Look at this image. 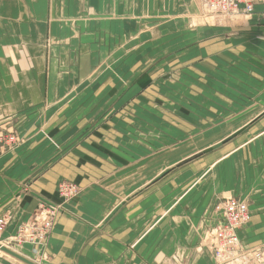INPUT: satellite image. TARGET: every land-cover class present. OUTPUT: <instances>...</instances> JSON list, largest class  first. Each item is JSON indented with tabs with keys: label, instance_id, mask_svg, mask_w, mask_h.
I'll list each match as a JSON object with an SVG mask.
<instances>
[{
	"label": "crops",
	"instance_id": "1",
	"mask_svg": "<svg viewBox=\"0 0 264 264\" xmlns=\"http://www.w3.org/2000/svg\"><path fill=\"white\" fill-rule=\"evenodd\" d=\"M200 7L0 0V135L20 142L0 146V239L68 181L46 243L23 246L36 264H219L204 240L230 197L264 255V3L234 28L191 25Z\"/></svg>",
	"mask_w": 264,
	"mask_h": 264
},
{
	"label": "built area",
	"instance_id": "2",
	"mask_svg": "<svg viewBox=\"0 0 264 264\" xmlns=\"http://www.w3.org/2000/svg\"><path fill=\"white\" fill-rule=\"evenodd\" d=\"M256 3H264V0H200V15L202 17L204 14H209L221 18L228 17L229 19L235 16L248 17L252 14ZM206 8L207 13L205 12ZM14 139V136L11 137V141H14ZM2 140H4V135H0V142ZM57 193L61 203L55 208L44 206L45 208L41 209V211L46 210L48 212V217L46 216L47 218L41 222V225L34 226L36 225L38 215L32 217V226H30L31 229L27 231V234V226L22 227L21 225L20 228L22 229L20 230L19 228L20 231L17 230L16 236L13 237L11 243L45 244L53 227V221L58 215L57 213L61 211L62 205L77 197L80 189L73 184L58 183ZM215 210L220 214L221 221L214 227L215 234L213 235V241L211 242L212 250L210 251L213 259L217 261L222 251L225 249L233 250L234 247L240 252L238 253L239 255L245 254L248 251H254L252 249L246 250L238 236V231L249 222L250 215L247 203L244 200L230 197L217 204ZM9 221L10 217L8 216L0 218V232L4 231ZM260 253L256 251V258H258ZM239 255L236 254V256Z\"/></svg>",
	"mask_w": 264,
	"mask_h": 264
},
{
	"label": "rangeland",
	"instance_id": "3",
	"mask_svg": "<svg viewBox=\"0 0 264 264\" xmlns=\"http://www.w3.org/2000/svg\"><path fill=\"white\" fill-rule=\"evenodd\" d=\"M205 12L207 13V8L205 9ZM209 16V17H208ZM199 17H200V20H199V24H195V25H197V26H199V25H201V26H206V27H208V26H210V27H219V28H234L235 26H238V25H242L243 24V21H244V18H242V17H237V16H235V17H232L231 19H229L228 17H224V18H221V17H218V16H216V15H214V16H211V15H209V14H204L202 17H201V15H199ZM197 18V17H196ZM212 18V19H211ZM224 19V20H223ZM206 21V22H205ZM242 23V24H241ZM191 25H193L192 23H191ZM221 26H225V27H221ZM237 28V27H236ZM221 120H222V118H221ZM218 126V125H217ZM11 137H13V135H4V140H2L1 142H0V146H1V148H4L3 150H5L6 152H8V151H10V150H13V149H15V148H17L18 147V145L20 144V142L19 141H17V139H14V141H11ZM59 183H66V184H73V183H71V182H68V181H61V182H59ZM73 185H75V184H73ZM75 186H77V185H75ZM78 187V186H77ZM79 188V187H78ZM56 194H57V196H58V193H57V190H56ZM59 197V196H58ZM60 199V198H59ZM37 210H39V211H41V209L39 208V206H38V209ZM38 213V212H37ZM43 217L44 216H38L37 218H39V219H43ZM11 220V219H10ZM29 221V219L27 220V221H25L24 223H27ZM23 223V224H24ZM22 224V225H23ZM20 226H21V224L19 225V227H17V229L16 230H19V228H20ZM214 229V228H213ZM52 230V229H51ZM4 232V231H3ZM3 232H0V238H1V235H2V233ZM17 232V231H16ZM16 236V234H14L13 236H10V237H7L6 239H0V242H2V243H6V245L7 246H9V247H15V248H20L21 249V252H23L22 251V249H26V248H24V247H22V246H24V244L25 245H28L29 243H21V244H13V243H11L12 241H13V237H15ZM46 241H47V239H46ZM46 241H45V243H46ZM30 245V244H29ZM31 246H33V247H41V246H43V245H31ZM19 249V250H20ZM259 251H260V249H258ZM258 250H254V251H248V252H252L253 254H254V252L255 251H258ZM262 251V250H261ZM24 253V252H23ZM247 253V252H246ZM262 253V252H261ZM236 254L237 255H239L238 253H235V254H233V256H228V257H224L222 260L224 261V263L225 264H228V263H230V262H235L236 260L238 261V260H240V261H244V259L246 260V261H251V263L252 264H264V259H263V256H262V254H260L259 256H258V258H256L257 257V254H255V255H250L249 257L248 256H244L243 254H241V256H236ZM24 255H25V257H27L26 256V254L24 253ZM0 257H3V255L1 256L0 255ZM246 257V258H245ZM28 258V257H27ZM230 258V259H229ZM7 259V258H6ZM13 258H9V260H12ZM28 259H30V258H28ZM30 260H32V259H30ZM221 260V259H220ZM221 260V261H222ZM228 260V261H227ZM12 261H15V262H19V261H17V260H15V259H13ZM33 261V260H32ZM226 261V262H225ZM230 261V262H229ZM253 261V262H252ZM35 262V261H34ZM228 262V263H227ZM19 263H21V262H19ZM251 263H248V264H251ZM22 264V263H21ZM39 264V263H38Z\"/></svg>",
	"mask_w": 264,
	"mask_h": 264
},
{
	"label": "bare ground",
	"instance_id": "4",
	"mask_svg": "<svg viewBox=\"0 0 264 264\" xmlns=\"http://www.w3.org/2000/svg\"><path fill=\"white\" fill-rule=\"evenodd\" d=\"M199 2H200V0H199ZM199 6V5H198ZM201 8V7H200ZM200 15V14H199ZM199 15H198V17L197 18H194L193 19V21H192V24L193 25H195V24H199V20H200V17H199ZM209 17V16H208ZM237 17H239V16H237ZM241 17V16H240ZM212 19V18H211ZM224 20V19H223ZM206 22V21H205ZM195 26H197V25H195ZM221 27H225V26H221ZM123 114V113H122ZM44 206H49V207H51V208H55L57 205H51V204H44V203H40V205H39V208L40 209H44L45 207ZM50 209V208H49ZM59 213V212H58ZM57 213V214H58ZM56 214V215H57ZM40 216H44L43 217V219H39V218H37V222H36V225H34V226H40L41 225V222L45 219V218H47L48 217V212L46 211V210H44V211H42V214L40 215ZM47 216V217H46ZM31 222L32 221H28L27 222V224L26 223H24L23 225H22V227H25V226H27V228H26V234H27V231L28 230H30L31 228H30V226H32L31 225ZM22 228H20V230H21ZM19 230V231H20ZM34 230V229H33ZM214 232V229H211L209 232H208V235L207 236H205L206 237V239L204 240V242H206L207 243V245H210L211 246V242L213 241V235L215 234V232ZM24 236H25V234H24ZM26 237V236H25ZM212 238V239H211ZM0 245L1 246H3V247H5V248H7V249H9V250H12V251H14L15 253H17V254H19V255H21L22 257H25L23 254V252H21V249L20 248H15V247H9V246H7L6 245V243L4 242V243H2V242H0ZM16 245V244H15ZM25 245V244H24ZM29 245V244H28ZM36 246V245H35ZM23 247V246H22ZM20 249V250H19ZM234 250V251H233ZM233 250H230V249H225L224 251H222L221 253H220V255H219V257L217 258V261H218V263L220 264V263H223L224 261L222 260L224 257H228V256H233V254H235V253H240L238 250H237V248H235L234 247V249ZM258 252L260 253V252H262V251H259L258 250ZM39 254V253H38ZM256 254V251L254 252V254L252 253V252H247V253H245V254H243L244 256H250V255H255ZM260 254H262V253H260ZM259 254V255H260ZM0 255L2 256L3 255V257H5V258H7V259H9V258H12V257H10V256H8V255H6L5 253H3V252H1L0 251ZM239 256H241V255H239ZM262 256H263V259H264V255L262 254ZM26 258V257H25ZM14 259V258H13ZM12 259V260H13ZM222 261H221V260ZM230 259V258H229ZM228 261V260H227ZM34 262V261H33ZM230 262V261H229ZM35 264H36V262H34ZM228 263V262H227ZM231 263V262H230ZM229 264V263H228Z\"/></svg>",
	"mask_w": 264,
	"mask_h": 264
},
{
	"label": "water",
	"instance_id": "5",
	"mask_svg": "<svg viewBox=\"0 0 264 264\" xmlns=\"http://www.w3.org/2000/svg\"><path fill=\"white\" fill-rule=\"evenodd\" d=\"M243 244V243H242ZM244 245V244H243ZM245 246V249L248 250L250 249L247 245H244ZM0 251L5 253L6 255L14 258L15 260L21 262L22 264H35L33 261L25 258V257H22L21 255L15 253L14 251L12 250H9L3 246L0 245Z\"/></svg>",
	"mask_w": 264,
	"mask_h": 264
}]
</instances>
